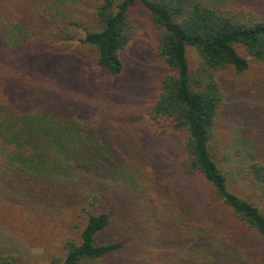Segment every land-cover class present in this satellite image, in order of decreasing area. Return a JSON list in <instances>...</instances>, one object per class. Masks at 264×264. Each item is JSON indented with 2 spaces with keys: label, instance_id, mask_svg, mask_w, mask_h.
Segmentation results:
<instances>
[{
  "label": "trees",
  "instance_id": "obj_1",
  "mask_svg": "<svg viewBox=\"0 0 264 264\" xmlns=\"http://www.w3.org/2000/svg\"><path fill=\"white\" fill-rule=\"evenodd\" d=\"M55 2L61 5L55 4L56 9L45 15L49 32L57 31L62 43L76 42L78 49L91 51L92 69L107 78H117L123 71L121 53L132 38L131 6L138 4L147 11L159 31L156 53L168 73L143 116L149 133L145 138L176 135L180 153L171 163L160 164L170 172L167 178L158 164L144 174L140 141L132 143L127 130L121 135L106 129L103 135L97 134L96 107H88L92 119L78 121L76 115L83 114L76 98L67 99L63 90L57 94V84L39 80L38 65L30 70L27 61L21 65L11 61L12 70L5 71L3 50L1 200L40 216L57 217L59 213L78 219L72 233L61 238L60 264H101L115 254H126L124 235L140 227L159 231L165 226L177 231L181 245H188L184 242L188 235L207 243L208 256H201L196 264H264V213L229 190L227 177L211 155L224 104L216 73L225 68L248 71V60L237 47L254 62L264 63V0H231L229 4L225 0ZM88 11L94 30L80 22L79 14ZM188 47L200 57L193 71L186 59ZM35 54L40 57L45 51ZM70 55V62L77 59L78 54ZM259 79L258 94L263 100L264 77ZM97 107L100 117L104 107ZM244 140L247 163L241 171L264 198V124L258 121V136ZM97 177L103 181L97 183ZM204 192L213 194L231 217L220 219L212 214L203 200ZM106 233L113 236L102 242ZM211 253L214 256L209 258ZM0 264L16 262L0 254Z\"/></svg>",
  "mask_w": 264,
  "mask_h": 264
},
{
  "label": "rangeland",
  "instance_id": "obj_2",
  "mask_svg": "<svg viewBox=\"0 0 264 264\" xmlns=\"http://www.w3.org/2000/svg\"><path fill=\"white\" fill-rule=\"evenodd\" d=\"M229 2L231 0H225V3ZM55 4L60 3L55 0H0V53L6 50L4 70H12L11 61L20 65L27 61L30 70L38 65L39 80L47 85L57 84V94L63 90L65 93L62 95H68L67 99L79 101V109L82 110L79 113L83 115H76L78 121L90 120L96 113V126L100 128L97 134L103 135V129L110 130L113 135H121L127 130L131 142L140 141L142 145L144 153L140 162L144 163V174L158 164L161 174L167 178L170 172L165 165L180 153L178 137L145 138L149 133L143 126V116L157 98L160 83L168 73L156 53L159 31L147 11L138 4L131 6L132 38L121 53L123 71L117 78H107L92 69L91 51L78 49L76 42L62 43L57 31L49 32L45 15L56 9ZM79 17L81 25L89 30L95 29L89 11L79 14ZM237 49L248 60V71L236 73L233 68H225L216 73L224 93V104L220 109L211 155L227 177L229 190L248 199L264 213V198L245 180L241 171L247 163L244 139L258 136V121L264 124V99L258 94L259 78L264 77V63L254 62L242 47ZM42 50L45 54L40 56ZM70 54H78L77 59L70 62ZM186 59L190 71L200 64L199 54L192 47L186 48ZM83 86L88 87L83 89ZM92 88L96 90L92 91ZM89 106L96 107L94 114H90ZM97 106L104 107L100 117L97 116ZM100 120L105 124L99 125ZM125 125L129 128L124 129L127 128ZM161 163L165 164L164 168ZM96 181L100 183L103 180L97 177ZM176 185L179 188V182ZM202 196L212 214L220 219L231 217L229 210L221 207L213 194L204 192ZM1 199L0 254L12 256L16 264H60L63 257L61 238L72 231V226L79 224L78 219L59 213H55L57 217L53 218L40 216L26 207H13L8 200ZM141 228L142 231L136 229L122 237L126 254H115L101 264H196L201 256H208L206 249L210 247L207 243L194 241L190 235L184 238L188 246L178 242L180 236L173 228L165 226L159 231ZM112 236L106 233L101 241L106 242ZM196 248L198 252H195ZM213 256L211 253L209 258Z\"/></svg>",
  "mask_w": 264,
  "mask_h": 264
}]
</instances>
